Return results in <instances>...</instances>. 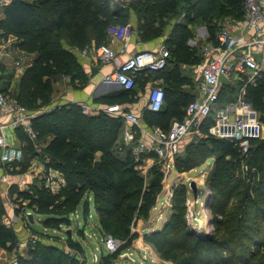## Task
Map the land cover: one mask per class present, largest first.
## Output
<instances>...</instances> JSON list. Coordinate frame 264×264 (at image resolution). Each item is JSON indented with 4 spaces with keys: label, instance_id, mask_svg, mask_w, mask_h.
I'll return each mask as SVG.
<instances>
[{
    "label": "trees",
    "instance_id": "1",
    "mask_svg": "<svg viewBox=\"0 0 264 264\" xmlns=\"http://www.w3.org/2000/svg\"><path fill=\"white\" fill-rule=\"evenodd\" d=\"M110 1L11 0L0 12L1 36H15L19 48H27L35 55L23 68L12 90L4 85L2 75L6 68L0 62V89L29 110L38 112L33 119L34 129L39 139L48 138L41 150L44 158H48V161L41 159L44 169L58 171L65 180L64 186L56 193L50 192L39 178H34L22 190L11 184L8 197L14 203V213L22 214L26 223L27 212L32 219L34 214L44 215L45 227L51 224L61 228L69 225L71 214L79 205H82L85 218L91 203L95 215L99 213L96 218L99 219L100 232L124 238L129 233V228H123L124 201L138 197L141 208L152 206L168 165L158 161L153 153L143 154L154 162L145 171V176L141 173L129 150L118 138L123 125L120 116L102 110L95 114L83 113L74 103L40 111L51 103V77L63 74L69 76L72 83L76 81L82 86L86 77L78 64L77 53L91 43L94 46L106 43L107 26L113 21L127 19L132 13L139 41L147 43L162 38L161 43L169 51L164 69L146 71L164 77V80L171 79L172 82L162 88L163 104L158 111L144 109L141 116L147 126L157 125L166 130L173 119L183 118L186 104L196 96L186 94L180 87L192 84L180 73L181 65H195L202 60L199 48L187 44V39L193 35L191 26H205L206 40L215 42L221 21L242 18L243 11L242 0H117L114 7H110ZM239 84L237 81L224 82L219 102L231 96ZM112 94V97H94L93 102L104 106L117 103L122 107L135 97L133 88L119 87ZM244 95L264 121V68L253 83L245 86ZM212 122L211 116L200 122L197 128L199 137L185 146L183 154H176L172 169L183 173L202 167L212 159L211 169L205 174L211 201L214 196L217 200L222 198L223 206L228 198L238 195L232 206L236 212L222 219L225 210H214L211 217L215 228L223 226L226 238H217L216 233L213 236L191 233L184 228L180 214L186 199L183 184L172 189V198L169 188L165 191L174 210L169 222L162 230L144 233L143 238L162 257H171L176 264H230L232 259L241 264H252L256 253L264 248V139H252L247 151L242 153L238 145L207 132ZM14 132L24 142V160L12 164L11 175L25 172L31 159L37 155L21 130ZM240 166L245 167L249 180L254 175L251 172L254 167L259 174L257 180L244 183L240 176L235 178ZM3 201L0 190V248L11 251L16 248L18 238L13 227L1 221L5 213ZM51 205L52 208L48 209ZM217 215L222 217L217 218ZM67 239L72 240L71 236ZM221 253L226 260H221ZM28 254L29 257L18 255V263L81 264L77 262V255L69 256L51 245L30 248Z\"/></svg>",
    "mask_w": 264,
    "mask_h": 264
},
{
    "label": "built area",
    "instance_id": "2",
    "mask_svg": "<svg viewBox=\"0 0 264 264\" xmlns=\"http://www.w3.org/2000/svg\"><path fill=\"white\" fill-rule=\"evenodd\" d=\"M10 2L11 0H0V12ZM242 11V18L221 21L215 42L204 38L201 46L202 60L193 66L198 79V93L186 104L184 117L181 120L173 119L168 129L157 125L142 127L141 114L123 111L117 103L100 109L112 116H120L124 124H128L122 129L120 143L129 150L137 168L146 171L154 162L152 158L143 156L148 153H153L158 161L172 168L183 137L193 127L198 128L200 122L208 116L212 117L213 122L208 126L207 132L238 145L242 153L247 151L252 139L263 137V121L244 94L245 86L253 83L264 68L259 60L260 56H264V0H242ZM106 32L113 42L119 44L118 49H113L107 43L91 47L95 59L111 65V70L104 75L103 81L116 83L126 89L134 88L136 73L155 72L165 68L169 51L163 44L152 50L135 51L124 56L129 37L128 27L112 23L107 26ZM86 50L87 47L82 52L85 53ZM228 81L240 84L231 96L219 102L222 84ZM163 100L162 87L152 86L147 96L146 110H160ZM78 105L83 113L91 114L93 111L86 103ZM37 114V111L29 110L0 89V163L10 167L16 161L12 154L3 156L6 143L2 129H19L37 154L30 166L32 173L43 180L45 187L56 191L63 184V177L52 168L44 169L41 159L48 161V158H44L41 153L42 146L33 126V119ZM3 180L4 175L0 177V182ZM30 240L35 241L33 237ZM114 244L115 241L108 238L107 245H112L113 248ZM6 264L19 263L15 257Z\"/></svg>",
    "mask_w": 264,
    "mask_h": 264
},
{
    "label": "rangeland",
    "instance_id": "3",
    "mask_svg": "<svg viewBox=\"0 0 264 264\" xmlns=\"http://www.w3.org/2000/svg\"><path fill=\"white\" fill-rule=\"evenodd\" d=\"M116 1L117 0H111L109 2L110 7H114ZM120 1L129 2L132 0ZM132 18L135 17L132 13H130L127 19L113 21L112 23H119L128 26ZM191 28L193 35L187 39V44L189 46H197L201 53V46L204 42L205 32L203 31L202 25L191 26ZM60 35L62 36L61 33ZM157 39L162 40V38ZM0 46L2 47L0 50V53L2 54H0V62H3L4 67L6 68L4 75H2L4 77V85H7L9 90H12V88L17 85L23 68L32 61V57H34L35 53L29 52L27 48H19L16 44V37L11 34L1 36L0 33ZM53 86L55 87V85ZM53 93L54 96H56V93H59V89L55 90ZM55 103L56 101L51 99V103L48 106L43 107L40 111L50 110L54 106L58 105ZM198 137L197 128L193 127L183 137L178 153L180 155L183 154L185 146L191 141L197 140ZM257 139H264V134L263 137H259ZM96 156H98V153H96ZM211 160V158L208 159L202 167H197L183 173L176 172L170 168V166H167L166 168L163 167L165 168L164 173L166 177L162 181L161 189L155 195L152 206L141 208L138 197L125 200L124 209H126V211L125 213L122 211L125 220L123 228H129V233L124 238L113 237L110 233L105 231L104 233L100 232L98 229V227H100L98 222L99 219L96 218V216H99V213L94 215L95 210L93 205H89V213L85 216V218L82 214V205H79L78 213L73 212L71 214V222L66 227L57 228L55 225L51 224L45 227V223H43L42 219L44 218V215L37 216L34 214L31 221L29 219H27V223L24 221V224L30 225V227L36 231L35 237H33L35 241L32 242L28 238L25 241V248L16 247L11 251L6 250L8 251L6 261L8 262L10 259L15 257L18 258V255L29 257L28 249L30 248L35 249L36 246L51 245L53 248H57L58 250L67 253L69 256L77 255V262L81 264H176L175 260L171 257H162L161 253L157 251L152 244H150V246L149 242L146 243V240L143 238V234L162 230L166 223L169 222L174 210L172 211L171 200H168V196L165 191L169 188L172 198V189L174 187H179L180 184H183L185 187L184 193L186 199L183 204V210L180 214L184 219V228L191 231V233L194 232L204 236H213L214 233H216L217 238H226V235H224L222 231L223 226L221 225L220 227L215 228V225L211 222V217L214 216V210H217L216 212L225 210L223 217L221 215H217V218L222 217V219L230 215L232 212H236L233 210L234 208L232 206L235 204L238 195H233L228 198L227 203L223 206V202H221L222 198L217 200V197L214 196L213 201H211L210 191L206 186L205 179V174L211 169ZM12 166L9 171L12 169ZM138 169H140L141 173L145 176V171L141 168ZM245 170L244 166H240V170L235 173V178L240 176L244 183H247V181L252 182L257 180L259 174L256 173V169L254 167L251 169V172H253L254 175L250 180L247 178L248 174H245ZM175 179L176 181L174 182ZM64 184L65 180L63 179V184L57 187L56 191H51L50 189L49 191L56 193L61 186H64ZM9 201L12 207H14V203L11 199ZM51 208L52 205L48 206V209ZM179 208L180 207L177 209ZM67 230H69L71 235L69 234V236H67L65 234ZM70 236L72 240L68 241L69 239H67V237ZM110 237L115 241L113 248L112 245H107V240ZM223 259L226 260L224 255L221 253V260ZM215 260L217 259L215 258ZM230 264L241 263L232 259ZM252 264H264V248H261L256 253Z\"/></svg>",
    "mask_w": 264,
    "mask_h": 264
},
{
    "label": "crops",
    "instance_id": "4",
    "mask_svg": "<svg viewBox=\"0 0 264 264\" xmlns=\"http://www.w3.org/2000/svg\"><path fill=\"white\" fill-rule=\"evenodd\" d=\"M128 44L126 47V51L123 54L124 56L134 53L135 51L140 50H147V49H155L159 45H161L162 40L161 39H155L153 41L143 43L140 42L138 39L137 32L135 30V19L132 18L131 22L128 24ZM133 28V30H131ZM203 31L205 32V39L207 38V29L205 26L202 25ZM108 35V34H107ZM106 43L112 47L113 49H118L119 44L117 42H113L109 36H107ZM94 46L93 43L89 47H87V50L85 53L80 52L77 53V61L78 64L83 72V74L86 77V82L80 86L75 81L72 83L70 80L71 78L69 76L63 75V74H56L51 77L52 80V94L51 99L55 100L58 105L66 104V103H74V104H81L86 103L89 105V107L93 110L91 114H95L104 107L103 104L93 102L94 97H99L103 95H108L112 97V91L114 89L119 88L116 83L113 82H105L103 81L104 75L110 72L111 65L104 64L97 59H95L91 47ZM258 56V55H257ZM259 60L262 61L263 67H264V56H260ZM194 65H181L180 73L184 76H186L191 82V85L183 84L180 87L185 90L186 94H193L197 95L198 93V79L196 78V72L193 69ZM136 83L133 88L135 92L134 100L122 105L121 108H124L123 111L133 112L136 114H143V110L146 109V103H147V96L149 93V90L152 86L157 85L162 88L167 86L171 81L170 78H166L164 80V77H157L154 74H148L146 72L139 73L136 75ZM69 78V79H67ZM55 85V87L53 86ZM60 85V86H59ZM59 86V87H58ZM54 87V88H53ZM59 89V93H56V96H54V91ZM54 90V91H53ZM182 93V92H181ZM128 126L127 123L124 124L120 129L118 138L120 139L122 129L124 127ZM141 126L146 128L148 127L143 119H141ZM2 134L5 138L6 148L4 149L3 156L12 154L16 161L15 163H21L24 160V151L23 146L24 142L17 137L14 131H11L8 128L2 129ZM48 138L45 139H39V144L43 147L47 143ZM41 142V143H40ZM33 160L31 159L27 169L25 172L21 174L11 175L9 174L10 167H7L6 164L0 163V177L2 175L5 176V180L0 182V190L2 191V197L4 199L5 204V213L1 217V221L5 225H11L13 227V230L18 238V243L16 247L18 248H25V241L26 239H31V237H35L36 231L33 230L30 225L24 224V218L23 215H16L14 213V207H12L10 203V199L8 197V189L11 184H16L19 189H23L26 186H28L30 183H32V180L34 178H37L35 176V173H32V168L30 167ZM37 170H40L38 166H35ZM41 171V170H40ZM42 173L39 174V177ZM91 204V203H90ZM74 212L78 213V208ZM29 213V212H28ZM92 213V211H91ZM83 214V213H82ZM95 215V212H94ZM26 222V221H25ZM3 248H0V264H6L7 260V253Z\"/></svg>",
    "mask_w": 264,
    "mask_h": 264
},
{
    "label": "water",
    "instance_id": "5",
    "mask_svg": "<svg viewBox=\"0 0 264 264\" xmlns=\"http://www.w3.org/2000/svg\"><path fill=\"white\" fill-rule=\"evenodd\" d=\"M131 30H133V28H131ZM118 87H119V85H118ZM27 217H28V219H29L30 221L32 220V217H31V214H30V213H27ZM66 234H67V235L70 234L69 230L66 231Z\"/></svg>",
    "mask_w": 264,
    "mask_h": 264
}]
</instances>
